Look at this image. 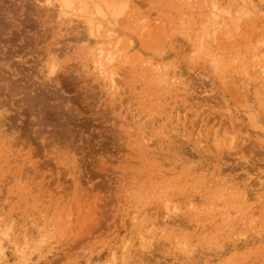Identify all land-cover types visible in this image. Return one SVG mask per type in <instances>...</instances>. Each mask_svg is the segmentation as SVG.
Masks as SVG:
<instances>
[{
  "label": "rangeland",
  "instance_id": "obj_1",
  "mask_svg": "<svg viewBox=\"0 0 264 264\" xmlns=\"http://www.w3.org/2000/svg\"><path fill=\"white\" fill-rule=\"evenodd\" d=\"M89 1L0 0V264H264V0Z\"/></svg>",
  "mask_w": 264,
  "mask_h": 264
},
{
  "label": "bare ground",
  "instance_id": "obj_2",
  "mask_svg": "<svg viewBox=\"0 0 264 264\" xmlns=\"http://www.w3.org/2000/svg\"><path fill=\"white\" fill-rule=\"evenodd\" d=\"M88 1H89V0H88ZM93 1H94V0H92V2H93ZM97 1H98V0H97ZM105 1H106V0H105ZM109 1H110V0H109ZM89 2H90V1H89ZM98 2L100 3V1H98ZM121 2H122V1H121ZM200 2H201V1H200ZM94 3H97V2H94ZM94 3H93V5H94ZM99 3H98V4H99ZM119 3H120V2H119ZM98 4H97V5H98ZM103 4H104V3H103ZM116 4H117V3H116ZM203 4H204V3H203ZM208 4H210L209 7H211V9H210L211 11H210V10H209V11L213 14V15H211V16L214 18V20L221 18V23H223V22H222V16H221L222 14H221V12L218 13L219 11H221V10L219 9L220 7H218V1H217V0H209V3H208ZM208 4H207V5H208ZM85 5H86V6H85ZM88 5H89V4H88ZM91 5H92V4H91ZM93 5H92V6H93ZM101 5H102V3H101ZM112 5H113V4H111V6H112ZM83 6H85V8H88V6H87L86 3H84ZM92 6H91V7H92ZM103 6H106V5H103ZM111 6H110V7H111ZM89 7H90V6H89ZM101 7H102V6H101ZM108 7H109V6H108ZM115 7H116V6H113V10H111V12L114 11L113 14H115V10H117L118 8H120V7H118V8L116 7V8H117V9H116ZM207 7H208V6H207ZM209 7H208V8H209ZM92 8H94V7H92ZM98 8H99V7H98ZM208 8H207V9H208ZM79 9H81V11H83V9H84L83 7H81V3H80V6H79V8H78V12H80ZM95 9H96V4H95ZM95 9H94V10H95ZM97 10H99V9H97ZM87 11H88V10H87ZM222 11H223V10H222ZM94 12H96V10H95ZM97 12H98V11H97ZM101 12H102V11H101ZM107 12H110V10L107 11ZM116 12H117V11H116ZM225 12H226L227 14H229V18H227V21H228V19H230V17H231V13H230L229 10H225ZM88 13H90V11H89ZM102 13H103V12H102ZM80 14H81V13H80ZM84 14H87V13L84 12ZM98 14H100V13H98ZM107 14L110 15L109 13H107ZM111 14H112V13H111ZM209 14H210V13H209ZM218 14H221V15H218ZM82 15H83V14H82ZM88 15L90 16V15H93V14H88ZM117 15H118V13H117ZM117 15H116V16H117ZM83 16H84V15H83ZM85 16H86V15H85ZM99 16H100V15H99ZM101 16H103V15H101ZM101 16H100V17H101ZM105 16H106V14H105ZM111 16H112V15H111ZM114 16H115V15H114ZM211 16H210V17H211ZM81 17H82V16H81ZM90 17H91V16H90ZM92 17H93V16H92ZM92 17H91V18H92ZM84 18L87 19V17H84ZM88 18H89V17H88ZM101 18H102V17H101ZM104 18H105V17H104ZM110 18H111V17H110ZM112 18H113V17H112ZM115 18H116V17H115ZM206 18H207V17H206ZM233 18H234V17H233ZM81 19H82V18H81ZM211 19H212V18H211ZM101 20H102V19H101ZM113 20H114V19H113ZM214 20H213V21H214ZM230 20H231V19H230ZM234 20H235V19H234ZM82 21H84V20H82ZM119 21H121V20H119ZM206 21H207V20H206ZM209 21H210V20H209ZM213 21H212V22H213ZM93 22H94V21H93ZM93 22H92V19H91V20L88 19V20H87V23L85 22V24H87V29H89L90 32H101V30H102L101 24H98V23H97V24H94ZM106 22H107V20H106ZM224 22H225V21H224ZM108 23H109V22H108ZM208 23H209V22H208ZM215 23H216V22H215ZM232 23H233V22H232ZM109 24H110V23H109ZM109 24H108V25H109ZM113 24H115V23H113ZM113 24H112V25H113ZM121 24H122V23H121ZM129 24H130V23H129ZM216 24H217V23H216ZM230 24H231V23H230ZM234 24H235V23H234ZM219 25H220V24H219ZM226 25H227V23H226ZM103 26H104V25H103ZM211 26H212V25H211ZM215 26H217V25H215ZM220 26H221V25H220ZM109 27H110V26H109ZM204 27H205V26H204ZM212 27H214V25H213ZM221 27H224V26H221ZM116 28H117V27H116ZM205 29H206V28H205ZM209 29H210V28H209ZM215 29H216V28H215ZM91 34H92V33H91ZM102 71H103V70H102ZM102 73H103V72H102ZM2 77H4V76H2ZM18 79H19V78H18ZM22 79H23V78H22ZM17 81H19V80H17ZM33 82H34V81H33ZM12 83H13V82H12ZM15 83H16V82H15ZM15 83H14V84H15ZM27 83H29V82H27ZM30 83H31V82H30ZM24 84H25V83H24ZM11 85H12V84H11ZM25 85H26V84H25ZM12 86H13V85H12ZM23 86H24V85H23ZM26 86H27V85H26ZM21 87H22V86H21ZM28 87H29V86H28ZM34 87H35V86H34ZM37 87H38V86H37ZM35 88H36V87H35ZM36 90H37V89H36ZM42 91H43V90H42ZM34 92H35V91H34ZM42 94H43V93H42ZM44 95H45V93H44ZM39 96H41V95H39ZM47 96H48V95H47ZM55 96H56V95H55ZM35 97H36V96H35ZM42 98H43V97H42ZM43 101H44V98H43ZM46 101H47V100H46ZM41 102H42V101H41ZM36 103H37V102H36ZM44 103H45V102H44ZM41 104H42V103H41ZM41 104H40V105H41ZM59 106H60V105H59ZM57 107H58V106H57ZM59 108H60V107H59ZM35 109H36V108H35ZM38 109H39V108H38ZM53 109H54V108H53ZM32 110H33V109H32ZM3 116H4V115H3ZM40 118H41V117H40ZM41 121H42V120H41ZM44 122H46V121H44ZM62 124H63V123H62ZM53 125H54V124H53ZM43 127H44V126H43ZM210 130H211V129H210ZM232 138H233V137H232ZM232 138H231V139H232ZM195 140H196V139H195ZM180 143H181V142H180ZM177 144H178V143H177ZM198 144H199V143H198ZM174 145H175V144H174ZM178 145H179V144H178ZM181 145H182V144H181ZM184 145H185V144H184ZM184 145H183V146H184ZM224 145H225V144H224ZM167 147H168V146H167ZM179 148H180V147H179ZM229 148H230V147H229ZM174 150H175V149H174ZM179 150H180V149H179ZM182 152H185V151H182ZM168 153H169V152H168ZM215 155H216V154H215ZM185 158H186V157H185ZM222 159H223V158H222ZM194 164H195V163H194ZM200 165H201V164H200ZM201 166H202V165H201ZM201 166H200V167H201ZM189 168H190V167H189ZM198 169H201V168H198ZM221 169H222V168H221ZM219 174H220V173H219ZM142 260H143V259H142ZM145 260H146V259H145Z\"/></svg>",
  "mask_w": 264,
  "mask_h": 264
}]
</instances>
